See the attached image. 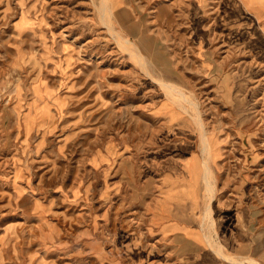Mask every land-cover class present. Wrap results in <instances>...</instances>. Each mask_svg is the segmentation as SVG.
<instances>
[{"label": "rangeland", "instance_id": "obj_1", "mask_svg": "<svg viewBox=\"0 0 264 264\" xmlns=\"http://www.w3.org/2000/svg\"><path fill=\"white\" fill-rule=\"evenodd\" d=\"M0 264H264V0H0Z\"/></svg>", "mask_w": 264, "mask_h": 264}, {"label": "bare ground", "instance_id": "obj_2", "mask_svg": "<svg viewBox=\"0 0 264 264\" xmlns=\"http://www.w3.org/2000/svg\"><path fill=\"white\" fill-rule=\"evenodd\" d=\"M139 54V53H138ZM140 55V54H139ZM139 57V56H138ZM182 94V93H181ZM177 97V96H176ZM181 98V97H180ZM206 133H204L203 132V134H202V140H201V146H202V148H204V151H207V152H209L210 150V148H209V142H208V139H207V136L205 135ZM210 171H209V166H208V162H207V160H206V158H205V161H204V178L206 179V181L207 182H209L210 183ZM242 261V260H241Z\"/></svg>", "mask_w": 264, "mask_h": 264}]
</instances>
